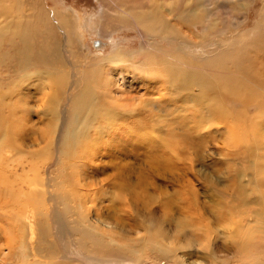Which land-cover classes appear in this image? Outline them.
<instances>
[{
    "label": "rangeland",
    "instance_id": "374dc122",
    "mask_svg": "<svg viewBox=\"0 0 264 264\" xmlns=\"http://www.w3.org/2000/svg\"><path fill=\"white\" fill-rule=\"evenodd\" d=\"M120 261L264 264V0H0V264Z\"/></svg>",
    "mask_w": 264,
    "mask_h": 264
},
{
    "label": "bare ground",
    "instance_id": "6f19581e",
    "mask_svg": "<svg viewBox=\"0 0 264 264\" xmlns=\"http://www.w3.org/2000/svg\"><path fill=\"white\" fill-rule=\"evenodd\" d=\"M144 14V13H143ZM129 15V19L131 20V22L134 24V25H140L141 26V28L142 29H144L143 31H145L146 33H148V32H151V33H156V32H158V33H165L166 32V30H167V26L164 24V22L161 20V18H160V16H159V14L158 13H154V12H147L146 14H144L143 16H139V15H137V14H135V13H129L128 14ZM62 17H63V19H62ZM62 17H60V20H61V22L65 25V26H68V24H67V22L66 21H64V18H66V17H64V16H62ZM41 19H43V17H40ZM127 19V18H126ZM138 27V26H137ZM26 28V27H25ZM138 28H140V27H138ZM137 28V29H138ZM46 34V33H45ZM46 36V35H45ZM47 37V36H46ZM49 37L50 36H48V40H50L49 39ZM47 40V41H48ZM52 40V39H51ZM55 42V41H54ZM69 43V42H68ZM71 46V45H70ZM69 46V47H70ZM146 47V46H145ZM49 49H51L53 52H51L50 54H51V56L50 57H56L57 55H58V45L56 44V43H53L52 45H50V47H49ZM143 49V48H142ZM160 56H162V55H164L165 56V54L164 53H162V51H160ZM153 54V53H152ZM147 55H148V53H147ZM146 55V57H148ZM158 55V54H157ZM149 56L150 57H152L151 56V54H149ZM156 56V55H155ZM145 58V57H144ZM118 59H119V56H118ZM118 59L116 60V61H118ZM148 59H150V58H148ZM153 60H155V59H153ZM42 61V57H40L39 55H36V62H41ZM143 61V60H142ZM141 60L140 61H138V66L139 67H134V66H132V68L134 69H136V71L137 72H144L145 74H151V72H152V74H153V70L152 71H148V69L150 70V68L147 66V63L146 62H142ZM146 61H147V59H146ZM152 60H150V62H151ZM153 62V61H152ZM152 62H151V66L153 65L152 64ZM51 63V62H50ZM109 64H110V62H108ZM155 63V62H154ZM149 64V63H148ZM156 64V63H155ZM156 65H154V66H152V67H155ZM163 66V68H162V73H163V75L161 74V76L160 75H158L157 77H162V76H164V78H161V79H165V80H167L166 82V85L168 84V86H169V88L171 89V91L173 92V90H174V93L175 92H178V93H175V94H179L180 92H182V91H184V89L186 88L185 86H183V79L181 78L182 77V75L180 74V73H178L176 70H172L170 67V65H168V64H166L165 62H162V65H161V67ZM103 67V66H102ZM223 67V66H222ZM90 68H92L91 66H90ZM103 68H105V67H103ZM139 68V69H138ZM134 69V70H135ZM122 70H124V69H122ZM211 70V69H210ZM98 71H100L99 70V68H98ZM104 71V73H105V70H103ZM118 71V70H117ZM120 71V70H119ZM118 71V72H119ZM157 71V70H156ZM215 71V70H214ZM222 71V70H221ZM220 71V72H221ZM101 72H102V70H101ZM159 73H160V71H159ZM215 73H217V71L215 72ZM224 73V72H223ZM156 74V73H155ZM158 74V73H157ZM82 75V74H81ZM144 75V74H143ZM155 76V75H154ZM153 76V77H154ZM152 77V76H151ZM150 77V78H151ZM156 77V76H155ZM83 78H85V77H83ZM152 80H153V78H151ZM84 80H86V79H84ZM84 80H83V82H84ZM87 80H89V79H87ZM162 80V81H163ZM89 82H91V81H89ZM89 86V85H88ZM85 87V86H84ZM168 88V89H169ZM82 90V89H81ZM80 91V90H79ZM169 92V91H168ZM79 93H81L80 94V96H78V102H81V104H82V101H83V98L85 97V94H86V90H84V91H82V92H79ZM96 93V92H95ZM90 94V93H89ZM76 95V94H75ZM91 95H93V94H91ZM105 95V94H104ZM121 95V94H120ZM77 96V95H76ZM92 97V96H91ZM94 97V96H93ZM90 98V97H89ZM97 98V97H96ZM107 98V97H106ZM76 99V98H75ZM104 101V100H103ZM78 102H76V103H78ZM102 102V101H101ZM100 102V103H101ZM94 104V103H93ZM78 105L79 104H76V106L77 107H73V110H71V111H73V113H75L77 110H78ZM89 105V104H88ZM91 105V104H90ZM81 106V105H80ZM103 105L101 104V107H102ZM117 106V105H116ZM93 107H94V105H93ZM96 108V107H95ZM103 108V107H102ZM98 109V108H97ZM104 109H106L105 107H104ZM108 109V108H107ZM96 111H99V109L98 110H96ZM92 112V111H91ZM111 112V111H110ZM97 113V112H96ZM109 113V110H101V112H100V114H101V116H105L106 114H108ZM94 116V115H93ZM92 116V117H93ZM97 116V115H96ZM95 117V116H94ZM72 119H73V121H74V123H75V130H73V132L71 133V135H70V139H71V142H72V144H75L77 141H78V139L83 135V128L85 127V129H86V126L85 125H87V124H84L83 125V122L84 123H86V122H88V121H91V116H90V114L89 113H87L86 112V116L82 119V118H75L74 117V115L72 114V117H71ZM96 118V117H95ZM106 118V117H105ZM99 119V118H98ZM117 119V118H116ZM95 120V119H94ZM72 121V120H71ZM72 121V122H73ZM71 122V124L73 125V123ZM98 122V121H97ZM84 127H83V126ZM82 127V128H81ZM88 127V126H87ZM86 225V224H85ZM148 231V230H147ZM149 231L150 232H152L155 236H156V238L159 236V230L157 229V228H155L154 226H151L150 228H149ZM188 241H191L192 242V240L191 239H189L188 238ZM109 262V261H108ZM127 263H125V262H116L115 264H129L128 263V261H126ZM137 263V262H136ZM131 264V263H130ZM134 264V263H133Z\"/></svg>",
    "mask_w": 264,
    "mask_h": 264
}]
</instances>
